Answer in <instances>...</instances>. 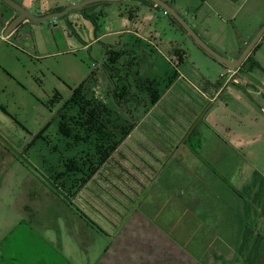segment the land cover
Returning a JSON list of instances; mask_svg holds the SVG:
<instances>
[{
  "label": "crops",
  "instance_id": "obj_1",
  "mask_svg": "<svg viewBox=\"0 0 264 264\" xmlns=\"http://www.w3.org/2000/svg\"><path fill=\"white\" fill-rule=\"evenodd\" d=\"M67 1L72 6L85 0ZM163 1L177 10V0ZM109 3L120 5L117 29L92 41L111 39L104 59L108 67L79 85L92 103L88 108L103 116L107 134H87L79 124L76 134H55V141L47 136L39 155L47 173L43 193L59 203L77 256L82 264H247L250 259L259 264L264 258V89L243 75L246 66L225 85L226 68L194 48L205 66L190 65L181 47L187 36L171 20L166 26L154 23L157 8L142 0ZM16 17L0 0L1 35ZM46 26L25 20L11 36L34 45L35 32ZM249 43L239 45L233 60ZM153 91L158 92L154 103ZM71 96L65 107L68 124L86 117L68 104ZM115 122L132 129L96 165L116 135Z\"/></svg>",
  "mask_w": 264,
  "mask_h": 264
},
{
  "label": "rangeland",
  "instance_id": "obj_2",
  "mask_svg": "<svg viewBox=\"0 0 264 264\" xmlns=\"http://www.w3.org/2000/svg\"><path fill=\"white\" fill-rule=\"evenodd\" d=\"M10 1L35 16L71 6H66L67 0ZM117 6L119 3L101 1L73 9L36 31L34 45H24L11 33L0 34V264L83 263L82 256H77L75 237L60 215L59 203L50 202L43 193L47 191V173L39 155L47 136L55 141V134H62L63 122L75 133L79 123H67L65 107L72 90L85 81L91 83L93 72L104 71L111 39L92 41L96 34L117 29ZM176 7L199 37L228 60H233L239 45L251 42L264 24V0H177ZM121 9L124 13L125 7ZM164 14L163 9H156L151 19L166 26L170 18ZM182 33L188 38L181 47L190 65L205 66L190 48L216 62ZM166 34L171 35L168 30ZM252 59L258 65L248 63L243 75L264 89V38ZM114 126L115 134L125 128L119 122ZM54 185L62 188L57 179ZM259 264H264L263 256Z\"/></svg>",
  "mask_w": 264,
  "mask_h": 264
},
{
  "label": "water",
  "instance_id": "obj_3",
  "mask_svg": "<svg viewBox=\"0 0 264 264\" xmlns=\"http://www.w3.org/2000/svg\"><path fill=\"white\" fill-rule=\"evenodd\" d=\"M100 1H106V2H122L124 0H85L83 2L74 4L70 6L69 8L65 9L62 12L50 14L47 16H35L31 14L26 8L11 2L8 0L6 4L19 13V15L9 24L6 32L7 34L14 31L23 21L29 20L35 23H44L48 22L50 20H53L55 18L63 17L67 15L71 10L78 9L85 7L86 5L100 2ZM156 4L157 6L161 7L164 11H166L170 16H172L188 33V35L195 41V43L202 48L208 55L213 57L215 60L223 64L225 67L238 69L240 66L243 65V63L246 61L248 56L252 53L257 43L260 41V39L264 35V24L257 33V35L253 38V40L246 46V48L243 50L242 54L239 56L236 60H228L227 58L223 57L219 53H217L213 48H211L208 44H206L199 35L195 32L193 28L189 26V24L186 22L185 19L181 17V15L167 2L163 0H149Z\"/></svg>",
  "mask_w": 264,
  "mask_h": 264
},
{
  "label": "trees",
  "instance_id": "obj_4",
  "mask_svg": "<svg viewBox=\"0 0 264 264\" xmlns=\"http://www.w3.org/2000/svg\"><path fill=\"white\" fill-rule=\"evenodd\" d=\"M143 2H145L146 4H149L150 6L152 7H155L157 9H162L161 7L157 6L156 4H154L153 2L149 1V0H142ZM170 6L171 4L168 3ZM62 11V9H61ZM167 16H169L171 22L176 25L182 32L186 33L188 35V33L186 32V30L172 17L170 16L169 14H167ZM264 38V35L262 37V39ZM197 45V44H196ZM260 47V43H258L254 50L252 51V53L248 56V58L246 59V61L243 63L242 66H240L238 69H241L243 68L244 66H246L248 63L250 65H258L257 62H255L253 59H252V54L253 52L258 49ZM200 48V47H199ZM202 49V48H201ZM203 50V49H202ZM204 51V50H203ZM110 52V51H109ZM205 52V51H204ZM206 53V52H205ZM207 54V53H206ZM208 55V54H207ZM210 56V55H209ZM211 57V56H210ZM213 58V57H212ZM214 59V58H213ZM215 60V59H214ZM217 61V60H215ZM218 62V61H217ZM220 63V62H219ZM223 65V64H221ZM106 68L108 67V63L105 62V65H104ZM224 66V65H223ZM225 67V66H224ZM226 68V67H225ZM72 96L70 98V101L68 104H72L74 106H78L82 111H84V113L86 114V117L85 119L81 120V119H76L75 117H73L71 119V121H76L80 124L81 127H84L85 131L87 132V134H107L104 130H106V124L103 123L101 121L102 119V115L101 114H98L96 115L95 114V111L88 108V106L90 107L91 106V102L90 101H86L85 100V97L82 96V86L72 90ZM151 99H152V102H156L157 99H158V92H155L153 91L152 92V95H151ZM105 114H107V109H104ZM62 118H65V117H62ZM105 120H107V116H105ZM65 121V120H64ZM107 123V122H106ZM132 127L130 128H123L119 134H120V138L119 136L116 134L114 137H113V140H112V143H110V146L108 147V149L105 151V152H100L99 153V160L98 162L96 163V165H100L102 164V162H104L107 157H109V155L118 147V145L120 144L121 140L123 139L124 135L125 134H129L130 131H131ZM61 132L62 134H76V133H73L71 129H68L66 127V124L63 122L61 124ZM115 134V133H114ZM56 189V188H55ZM58 190V189H56ZM65 200L66 197H65ZM69 205L70 202H69ZM256 261L255 260H249L247 262V264H255Z\"/></svg>",
  "mask_w": 264,
  "mask_h": 264
},
{
  "label": "built area",
  "instance_id": "obj_5",
  "mask_svg": "<svg viewBox=\"0 0 264 264\" xmlns=\"http://www.w3.org/2000/svg\"><path fill=\"white\" fill-rule=\"evenodd\" d=\"M165 15H167L168 13L166 11H164ZM94 67L96 68L97 65L94 64ZM105 66L103 67L104 70ZM237 70L238 69H233V68H228L226 67L225 71L221 74V81H223V83L229 84L235 77V75L237 74Z\"/></svg>",
  "mask_w": 264,
  "mask_h": 264
},
{
  "label": "flooded vegetation",
  "instance_id": "obj_6",
  "mask_svg": "<svg viewBox=\"0 0 264 264\" xmlns=\"http://www.w3.org/2000/svg\"><path fill=\"white\" fill-rule=\"evenodd\" d=\"M10 9H12V8H10ZM13 10V9H12ZM13 11H15V10H13ZM19 15V13L17 12V16Z\"/></svg>",
  "mask_w": 264,
  "mask_h": 264
}]
</instances>
